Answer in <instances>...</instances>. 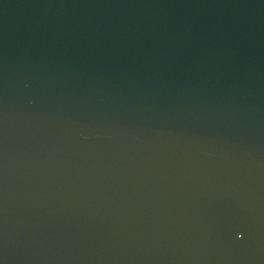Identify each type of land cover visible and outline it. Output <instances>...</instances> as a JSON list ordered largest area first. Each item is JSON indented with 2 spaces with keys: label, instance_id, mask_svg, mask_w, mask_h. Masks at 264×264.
Masks as SVG:
<instances>
[{
  "label": "water",
  "instance_id": "95a60500",
  "mask_svg": "<svg viewBox=\"0 0 264 264\" xmlns=\"http://www.w3.org/2000/svg\"><path fill=\"white\" fill-rule=\"evenodd\" d=\"M0 264H264V0H0Z\"/></svg>",
  "mask_w": 264,
  "mask_h": 264
}]
</instances>
